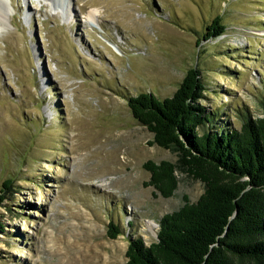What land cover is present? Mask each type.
I'll list each match as a JSON object with an SVG mask.
<instances>
[{
	"label": "rangeland",
	"instance_id": "1",
	"mask_svg": "<svg viewBox=\"0 0 264 264\" xmlns=\"http://www.w3.org/2000/svg\"><path fill=\"white\" fill-rule=\"evenodd\" d=\"M216 16L226 31L206 40ZM190 68L217 123L263 116L264 0H0V264H126L131 239L198 200L183 171L170 198L147 184L144 163L179 156L128 106Z\"/></svg>",
	"mask_w": 264,
	"mask_h": 264
},
{
	"label": "trees",
	"instance_id": "2",
	"mask_svg": "<svg viewBox=\"0 0 264 264\" xmlns=\"http://www.w3.org/2000/svg\"><path fill=\"white\" fill-rule=\"evenodd\" d=\"M207 31L210 40L223 35L226 25L216 16ZM203 77L190 68L170 97H128L133 117L153 134L151 144L179 156L177 163H144L147 184L170 198L183 171L205 190L194 202L184 196L178 210L161 217L156 241L131 239L126 264H264V115L246 116L239 129L217 123L203 104ZM12 184L3 182L0 204ZM109 228L116 238L119 227L111 222Z\"/></svg>",
	"mask_w": 264,
	"mask_h": 264
},
{
	"label": "bare ground",
	"instance_id": "3",
	"mask_svg": "<svg viewBox=\"0 0 264 264\" xmlns=\"http://www.w3.org/2000/svg\"><path fill=\"white\" fill-rule=\"evenodd\" d=\"M108 43L119 55H122L121 46L119 45V43H115V42H108ZM150 225L151 228L154 230L157 226V223L152 222Z\"/></svg>",
	"mask_w": 264,
	"mask_h": 264
}]
</instances>
